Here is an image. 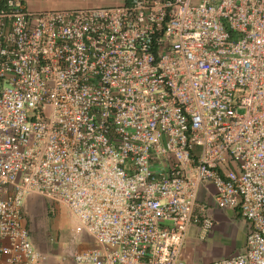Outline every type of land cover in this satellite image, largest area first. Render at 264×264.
<instances>
[{
	"label": "built area",
	"instance_id": "obj_1",
	"mask_svg": "<svg viewBox=\"0 0 264 264\" xmlns=\"http://www.w3.org/2000/svg\"><path fill=\"white\" fill-rule=\"evenodd\" d=\"M25 3L0 5V264H186L201 192L246 229L204 264H264V0ZM31 196L93 246L37 249Z\"/></svg>",
	"mask_w": 264,
	"mask_h": 264
},
{
	"label": "rangeland",
	"instance_id": "obj_2",
	"mask_svg": "<svg viewBox=\"0 0 264 264\" xmlns=\"http://www.w3.org/2000/svg\"><path fill=\"white\" fill-rule=\"evenodd\" d=\"M114 0H26V8L33 10H62L114 5ZM205 201L204 214L211 221L204 235H198L193 227V264H204L238 252L246 233L244 221L233 211L218 210L209 198ZM24 222L29 230L33 245L52 256L64 255L69 250L90 248L93 243L84 237L82 245H71L72 221L59 205L38 196H31L25 204ZM188 236V233H187ZM185 246V245H184Z\"/></svg>",
	"mask_w": 264,
	"mask_h": 264
},
{
	"label": "crops",
	"instance_id": "obj_3",
	"mask_svg": "<svg viewBox=\"0 0 264 264\" xmlns=\"http://www.w3.org/2000/svg\"><path fill=\"white\" fill-rule=\"evenodd\" d=\"M122 1L123 0H114L112 3L114 5H117V4L122 3ZM72 9H78V8H72ZM62 10H65V9H62ZM38 11L40 10H33V12H38ZM200 195H202L205 199V193L201 192L199 194V197ZM192 230H193L192 228L188 230V236L185 239V242H184L185 246L183 247V259L186 262V264H193V238L190 237V233L192 232Z\"/></svg>",
	"mask_w": 264,
	"mask_h": 264
},
{
	"label": "trees",
	"instance_id": "obj_4",
	"mask_svg": "<svg viewBox=\"0 0 264 264\" xmlns=\"http://www.w3.org/2000/svg\"><path fill=\"white\" fill-rule=\"evenodd\" d=\"M2 1H3V0H0V5H1Z\"/></svg>",
	"mask_w": 264,
	"mask_h": 264
}]
</instances>
